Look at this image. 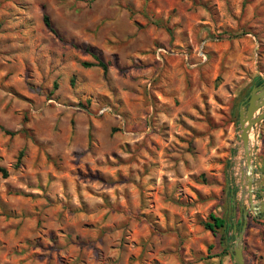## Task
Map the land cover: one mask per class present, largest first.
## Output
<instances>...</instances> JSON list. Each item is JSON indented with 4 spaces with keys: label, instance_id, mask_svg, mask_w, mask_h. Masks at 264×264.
Instances as JSON below:
<instances>
[{
    "label": "rangeland",
    "instance_id": "obj_1",
    "mask_svg": "<svg viewBox=\"0 0 264 264\" xmlns=\"http://www.w3.org/2000/svg\"><path fill=\"white\" fill-rule=\"evenodd\" d=\"M258 77L264 0H0V264H233Z\"/></svg>",
    "mask_w": 264,
    "mask_h": 264
},
{
    "label": "water",
    "instance_id": "obj_2",
    "mask_svg": "<svg viewBox=\"0 0 264 264\" xmlns=\"http://www.w3.org/2000/svg\"><path fill=\"white\" fill-rule=\"evenodd\" d=\"M262 78L264 79V77ZM263 121L264 83L253 86L249 96L241 103L239 109L241 149L246 156L248 176L245 180L243 172L240 170L241 181L237 187L241 191L239 201L243 214L240 219L241 226H238L236 222L233 223L235 240L230 246L233 264H246L244 234L248 226L250 214L257 218L264 215V172L257 168L254 162L255 142L258 138V129ZM253 133L254 139L252 141L251 136ZM246 184L248 187V198H245ZM257 196L258 199L256 198Z\"/></svg>",
    "mask_w": 264,
    "mask_h": 264
},
{
    "label": "trees",
    "instance_id": "obj_3",
    "mask_svg": "<svg viewBox=\"0 0 264 264\" xmlns=\"http://www.w3.org/2000/svg\"><path fill=\"white\" fill-rule=\"evenodd\" d=\"M46 26L53 31L50 19L48 16H45L44 19ZM93 64L90 63H85V66H92ZM100 65L102 67H104L105 69L107 68L106 65L104 63H100ZM264 83V79L262 77H258L255 81H254V86L255 85H261ZM204 226L207 230H210L211 232L217 233L218 231L223 232L224 235V240L223 243H228L227 242V234L230 232L231 226L229 221L222 217V216H218L216 214H211L209 216V219L204 223ZM240 229V228H239ZM225 249L227 250V248L225 247Z\"/></svg>",
    "mask_w": 264,
    "mask_h": 264
},
{
    "label": "bare ground",
    "instance_id": "obj_4",
    "mask_svg": "<svg viewBox=\"0 0 264 264\" xmlns=\"http://www.w3.org/2000/svg\"><path fill=\"white\" fill-rule=\"evenodd\" d=\"M251 139L253 141V134L251 136ZM239 161H240V165L238 166V171L241 170V172H243V178L246 180V177L248 176V172H247V168H246V156H245L244 151H242ZM247 194H248V187L246 184V195Z\"/></svg>",
    "mask_w": 264,
    "mask_h": 264
},
{
    "label": "flooded vegetation",
    "instance_id": "obj_5",
    "mask_svg": "<svg viewBox=\"0 0 264 264\" xmlns=\"http://www.w3.org/2000/svg\"><path fill=\"white\" fill-rule=\"evenodd\" d=\"M258 220L263 222L264 221V215L260 216Z\"/></svg>",
    "mask_w": 264,
    "mask_h": 264
}]
</instances>
